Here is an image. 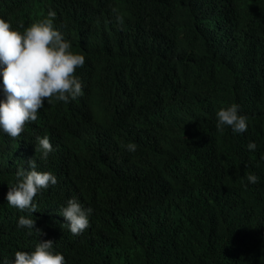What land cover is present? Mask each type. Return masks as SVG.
<instances>
[{
	"label": "trees",
	"instance_id": "16d2710c",
	"mask_svg": "<svg viewBox=\"0 0 264 264\" xmlns=\"http://www.w3.org/2000/svg\"><path fill=\"white\" fill-rule=\"evenodd\" d=\"M50 10L86 57L83 95L46 102L25 145L0 131V264L40 239L20 216L67 264H264V0H0L21 31ZM233 103L244 133L216 128ZM33 157L58 182L21 212L6 196ZM71 198L93 209L79 236L59 214Z\"/></svg>",
	"mask_w": 264,
	"mask_h": 264
},
{
	"label": "clouds",
	"instance_id": "9594fccd",
	"mask_svg": "<svg viewBox=\"0 0 264 264\" xmlns=\"http://www.w3.org/2000/svg\"><path fill=\"white\" fill-rule=\"evenodd\" d=\"M55 11H49L46 18L30 24L23 29L13 28L11 22L0 18V131L22 145L29 141L28 125L37 121L38 112L55 102L68 103L83 95L82 82L76 75L83 68L86 57L72 50V45L59 31L54 20ZM123 23V18L118 17ZM240 106L233 103L216 113L218 131L223 132L227 126L232 132L244 133L248 129V118L239 114ZM257 145L250 142L249 151H255ZM137 145L129 143L127 150L135 152ZM53 151L47 135L36 138L35 153H40L42 160H47ZM264 159V157H262ZM28 170L24 167L15 173L16 183L9 186L6 199L8 204L21 212H37L34 200L49 186L57 184V178L51 171H38L35 157L27 161ZM251 184H257L259 177L254 173L247 174ZM93 209H84L81 203L71 198L66 206L61 207L59 214L66 221L69 231L79 236L90 227L89 216ZM18 228L28 229L40 239L34 251H16L13 264H67L65 257L54 251L55 241L41 239L45 236L36 228L33 216H20ZM3 264H9L5 258Z\"/></svg>",
	"mask_w": 264,
	"mask_h": 264
}]
</instances>
